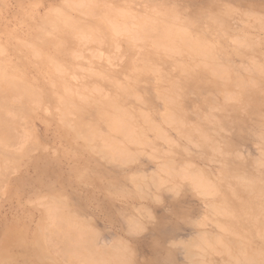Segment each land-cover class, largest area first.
Instances as JSON below:
<instances>
[{"label":"rangeland","instance_id":"1","mask_svg":"<svg viewBox=\"0 0 264 264\" xmlns=\"http://www.w3.org/2000/svg\"><path fill=\"white\" fill-rule=\"evenodd\" d=\"M89 6L101 20L112 10L113 23L124 14L115 26L130 34L155 24L168 32L179 51L157 56L165 79L135 80L154 51L147 41L57 36L53 11L93 24ZM55 38L68 47L53 49ZM0 42V64L19 65L40 95L12 105L17 121L0 147V264H264V0H0ZM29 42L42 45L39 58L16 50ZM112 81L132 87L120 103L134 126L114 135L84 108L100 135L87 145L69 128L72 107L63 123L56 86L113 96ZM169 88L180 125L164 120ZM101 136L120 150L105 152Z\"/></svg>","mask_w":264,"mask_h":264},{"label":"bare ground","instance_id":"2","mask_svg":"<svg viewBox=\"0 0 264 264\" xmlns=\"http://www.w3.org/2000/svg\"><path fill=\"white\" fill-rule=\"evenodd\" d=\"M86 8H88L86 10V13L89 16L96 18V21L93 24L80 23L78 21L79 19L76 20L75 18H72L66 14L59 12V11H53L50 15H51L52 19L55 18L54 28L56 29V33L58 34L57 36H59L61 38H67L70 36L71 37L70 40L72 38L74 40L75 37L77 36V38L80 40H88V42L94 43V42L101 41L102 35L112 33V34L124 35V36H127L128 38L130 37L131 40L138 39V40L147 41L151 45V48L154 49V51H153V53H151V55H146L145 58H142L140 60L139 64L137 66H135L134 70L136 73H138V75L135 76V80L138 78H141L143 75H145L147 73H150L153 76H155V78L157 80L162 81L163 79H165V77H163L159 73V71L157 70L158 69L157 68V64H158L157 63V61H158L157 56L162 55L163 57H165V58L167 57L166 59H168V58L174 56L175 54H177L179 51L177 47L172 45V37H170V34L168 32H166L162 28H159L158 25L155 24V25H150L147 28L146 27L141 28V30L139 29L138 32H136L135 34H130V32L128 30H126L124 27H122L123 24H122V26H119V28L115 26V24H117V23L119 24L118 21L120 19H125L124 14H116L117 22L113 23V22H111L112 17L110 15V13L108 12V11H112V10L99 12V16L102 18V20H101L99 17L94 16V12H95L94 7L89 6ZM80 21H81V19H80ZM120 22L124 23L123 20H120ZM120 25H121V23H120ZM145 26H148V25H145ZM183 37H184L183 38V45L185 47L187 46V48H188L189 47L188 41L185 38V36H183ZM57 38H55V39H57ZM57 40H59V39H57ZM59 41H61L62 44L57 41L51 47L52 48L54 47L53 49H55V50H60V49H64L65 47H68V46H66V43L63 42L64 40H59ZM79 41L76 44H78ZM202 46H204V45H202ZM4 48H6V45L4 43L0 42V52H1L0 54H3L5 52V51L3 52ZM15 48L17 51L18 50L25 51V52H23L24 53L23 55H27V57L29 56V57H31V59L32 58L37 59V58H39V55L42 54L41 51L39 50V49H42V45L37 44V43H32V42L31 43L30 42L29 43H18ZM193 49H195V48H193ZM198 51H199V48H198ZM207 52H205L203 50L199 54V56L203 54L200 57V59L204 58L205 62L210 61L209 59H207V54H208ZM160 53H162V54H160ZM209 54H210V52H209ZM199 56H198V58H199ZM27 57H26V59H27ZM45 59H46L44 61L45 65H47L51 68L53 74L61 75L63 73V67L60 64H57L59 62H57V61H56L57 63L55 62V58H53L52 56H46ZM210 59H212V58H210ZM210 62H212V61H210ZM206 65H209V64L206 63ZM211 65H213V64H211ZM217 69H219V67H217ZM187 70H189V69H187ZM210 70H211V68H210ZM214 71L215 70H212V72H214ZM23 72L19 68V65L8 64L5 62L3 64H0V147H1V145L3 146V144L7 143L5 141V138L7 139L6 134H8L10 132V130L14 126L13 124L15 123V121H17L15 119V117L17 115L15 116V114H13L11 112V110H13V109H10L12 107V105H15L16 103H18V104H21L22 106H26L30 102H31V104L34 103L35 101H36V103H39L38 101L40 100V98H39L40 95L37 94L35 92V90H33L32 88H30L28 86L29 84L24 79ZM220 74H222V73L221 72H215L214 77L217 78L219 81H222V80H224V77L221 76ZM213 75H214V73H213ZM225 77L227 78V76H225ZM106 82L110 83V80H108ZM224 82H225V80H224ZM112 83H114V81H112ZM234 83H235V85H237L239 82L235 81ZM113 86L115 87V91H116L115 92L116 95H113V96H109V95L105 94L98 87L97 88L92 87V88H89L88 90H77V92H75L74 90H71L70 87L66 83H64L62 85L60 84L59 86H56V88L60 91V93L57 95L58 96L57 101H59V103L61 104V107H63L62 108L63 113L60 112L63 115L62 114H60V115H62L63 118L65 117L63 119V123H64V120L67 119V117L72 118L74 116V114L76 117V114H78V119L74 120V121H76L74 127H70L72 124H74V123L70 122L71 119H69V121H67V124L69 122L71 123V124L69 123V125H70L69 128H72V129L74 128L75 130L73 132H75L76 135H79V133L85 132L84 136L86 137L87 140L84 139V136L82 137L83 134L82 135L80 134L81 137L79 136L85 142L88 141V138L90 140H92V138H93V140H94L95 137L99 138L100 135L98 136L97 135L98 133L95 134L97 131L96 130L92 131V128L94 126L91 123H89L90 121H87L84 119V117H83V115H84L83 109L84 108H86V109L92 108L94 110L93 114L96 115L95 117H97V119H100L101 122H103L105 124L106 127L104 126L103 123H101L107 130H109L112 133L114 132V135H117L119 133L122 135L124 134V137H125V135L127 136V134H129V130H131V128H133L132 126H134V121L132 120L129 112L124 108L123 104L120 103L121 102L120 97L133 93L132 87H129V85H127V84L124 86H118V85H116V82L113 84ZM172 87H174V86H172ZM226 87H228V86H226ZM169 89H171V88H169ZM173 89H171L166 94H163V93L160 94L161 98L164 99L165 102L167 103L164 120L168 124H179L180 125L181 120L176 117V113L179 111L178 104H177L178 101L176 102V94H175ZM37 97L39 98V100L36 99ZM225 97H227V96H225ZM77 98H79V99H77ZM77 100H80L79 104H77L78 103ZM73 105H75L76 107ZM70 107H72V109L75 110L74 112H76L73 114V116H68V115H72V113H73V112H69ZM24 108L26 109L28 107L26 106ZM72 109L70 108V111ZM68 113H70V114H68ZM145 118H142V120H145ZM92 123H93V121H92ZM144 124L147 125V123H142V125H144ZM64 125L66 126V124H64ZM149 126L152 127V124H150ZM178 127L179 126H177V128ZM141 131L142 130L140 128L136 129V135L141 134ZM133 135H135V133H133ZM102 136H101V141H100V139L97 140L98 138L95 140L99 141L100 143L101 142L103 143V145L105 147V152H106V148L110 154L111 153L113 154V153L120 150V149L118 150V146L120 144L117 145L116 144L117 142L116 143L114 142L115 144L112 142V140H114V139H111V141H110V139H108L109 141H107ZM127 138H128V136H127ZM131 138H133V137H131ZM135 139H137V138H135ZM97 141H96V143L98 145ZM90 142H92V141H90ZM100 143H99V145H100ZM87 145H92V143L91 144L87 143ZM98 147L101 148V146H98ZM97 149L98 148H96V150ZM117 157H119V156H117ZM122 161H124V160H122ZM54 221H55V223L57 222L59 224V223L65 222L66 217L63 214L58 213L56 215ZM263 225H264V223H263ZM232 228H234V227H232ZM71 237L72 236L70 235V239H71ZM67 239H69V238H67ZM74 250H77V249L75 248ZM87 256H86V258H87ZM103 262H101V263L103 264ZM107 263H109V262H107Z\"/></svg>","mask_w":264,"mask_h":264}]
</instances>
